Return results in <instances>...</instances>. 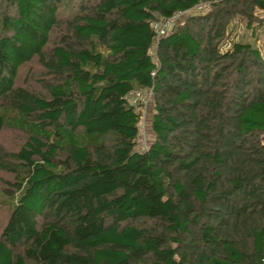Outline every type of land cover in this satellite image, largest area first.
I'll return each mask as SVG.
<instances>
[{"label": "trees", "instance_id": "trees-1", "mask_svg": "<svg viewBox=\"0 0 264 264\" xmlns=\"http://www.w3.org/2000/svg\"><path fill=\"white\" fill-rule=\"evenodd\" d=\"M234 22L264 0H0V264H264V53Z\"/></svg>", "mask_w": 264, "mask_h": 264}, {"label": "rangeland", "instance_id": "rangeland-1", "mask_svg": "<svg viewBox=\"0 0 264 264\" xmlns=\"http://www.w3.org/2000/svg\"><path fill=\"white\" fill-rule=\"evenodd\" d=\"M250 33L251 31L245 30L242 24L239 25L238 22H234L230 38L237 34V39L241 37L244 41H252L260 49V51L264 53L263 27L256 29L254 31V36H251ZM30 81L31 83H33L34 86L36 85L31 79ZM152 113L153 110L149 95L147 101L145 103H142L141 118L138 122V133L135 140V148L137 150L144 149L146 145L153 139V133L151 132L149 127ZM23 138L22 136H20V133L17 130L5 129L3 130V132L0 133V145L5 148L8 152H10L14 148H16L20 142L23 141ZM260 140L264 143V134L260 136ZM8 178L9 175L5 171L0 170V188L2 187L4 180H7ZM3 214L4 209L0 207V225L4 220Z\"/></svg>", "mask_w": 264, "mask_h": 264}, {"label": "built area", "instance_id": "built-area-1", "mask_svg": "<svg viewBox=\"0 0 264 264\" xmlns=\"http://www.w3.org/2000/svg\"><path fill=\"white\" fill-rule=\"evenodd\" d=\"M207 6L206 2L198 3L194 6L196 10L203 9ZM182 15V12L177 11L174 14H172L169 17L159 19L158 21L153 23L154 28V41L158 39V37L166 34L172 26L176 23L178 17ZM150 95V92L148 89L143 91H131L129 92L128 98L132 104L137 103H145L147 101L148 96Z\"/></svg>", "mask_w": 264, "mask_h": 264}]
</instances>
